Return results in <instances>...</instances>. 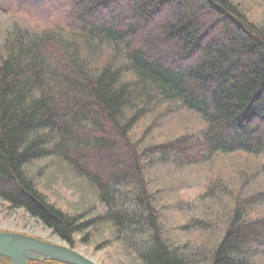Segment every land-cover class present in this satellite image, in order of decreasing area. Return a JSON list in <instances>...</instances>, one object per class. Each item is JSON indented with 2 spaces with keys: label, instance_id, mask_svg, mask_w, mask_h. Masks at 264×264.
Masks as SVG:
<instances>
[{
  "label": "trees",
  "instance_id": "trees-1",
  "mask_svg": "<svg viewBox=\"0 0 264 264\" xmlns=\"http://www.w3.org/2000/svg\"><path fill=\"white\" fill-rule=\"evenodd\" d=\"M249 2L74 0L60 28L6 31L0 202L71 249L75 236L105 220L140 264H264V21L245 17ZM174 107L203 127L140 152L136 123ZM218 155L231 157L229 176L209 177L177 211L192 210L197 228L218 220L220 240L180 246L161 220L162 191L152 189L149 168L208 171ZM47 159L90 184L103 216L87 221L47 202L31 172Z\"/></svg>",
  "mask_w": 264,
  "mask_h": 264
},
{
  "label": "rangeland",
  "instance_id": "rangeland-1",
  "mask_svg": "<svg viewBox=\"0 0 264 264\" xmlns=\"http://www.w3.org/2000/svg\"><path fill=\"white\" fill-rule=\"evenodd\" d=\"M246 6L245 17L250 22L264 21V0H250ZM74 0H0V39L9 29L40 30L36 28H60L71 22L72 3ZM260 24V23H258ZM32 28V29H31ZM41 31V30H40ZM1 41V40H0ZM198 118L187 112H166L159 109L152 117L136 123L132 129L134 144H140V152L153 144L166 145L177 140L185 134V131L195 133L203 126ZM230 158L218 155L206 171L204 166L188 167L187 169H173L169 167L149 168L148 180L151 179L153 190L159 188L160 193L157 208L161 213V220L167 231L177 243H206L216 244L220 239V225L215 220L213 226L208 229L194 224L190 217L177 210L181 206H187L199 195L209 177L229 176ZM45 168V169H44ZM32 176L38 192L42 193L47 202L56 206L59 210L71 214H82L83 220L98 219L103 216V205L97 200V194L84 178H76L71 170H68L58 160L47 159L37 162L32 167ZM262 182L258 183L261 185ZM94 186V185H93ZM161 203V204H160ZM215 203V212L220 213L225 204ZM197 213H194L197 215ZM186 227L188 229H183ZM196 227V231L195 228ZM87 231L90 239L87 244H81V235L74 237V250L80 255L86 256L96 264H140L138 260L124 251L120 243L113 238V228L109 222L98 220ZM0 232H12L27 237L40 238L48 243L67 246L62 240L54 236L45 226L41 225L29 215H25L20 209H11L7 204L0 202ZM210 244V245H211ZM69 247V246H68ZM73 249V248H72Z\"/></svg>",
  "mask_w": 264,
  "mask_h": 264
},
{
  "label": "water",
  "instance_id": "water-1",
  "mask_svg": "<svg viewBox=\"0 0 264 264\" xmlns=\"http://www.w3.org/2000/svg\"><path fill=\"white\" fill-rule=\"evenodd\" d=\"M0 257L10 264L57 262L59 264H96L68 246L48 243L35 237L0 232Z\"/></svg>",
  "mask_w": 264,
  "mask_h": 264
}]
</instances>
